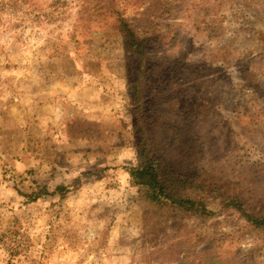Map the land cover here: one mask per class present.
Instances as JSON below:
<instances>
[{
  "label": "rangeland",
  "instance_id": "rangeland-1",
  "mask_svg": "<svg viewBox=\"0 0 264 264\" xmlns=\"http://www.w3.org/2000/svg\"><path fill=\"white\" fill-rule=\"evenodd\" d=\"M7 1L0 264H264V0ZM143 138L204 214L141 199Z\"/></svg>",
  "mask_w": 264,
  "mask_h": 264
},
{
  "label": "trees",
  "instance_id": "trees-1",
  "mask_svg": "<svg viewBox=\"0 0 264 264\" xmlns=\"http://www.w3.org/2000/svg\"><path fill=\"white\" fill-rule=\"evenodd\" d=\"M10 6V7H9ZM16 8V2H5L0 0V14H3L6 8ZM118 29L122 36L126 39L129 48L133 49L135 55L142 56L143 42L136 36V34L130 29L128 24L123 20H118ZM143 61L139 58V64ZM139 78L133 81L132 89L134 91V99H138L137 86ZM169 103L170 99L164 100ZM181 136H179L180 138ZM137 158L139 163L136 166L127 168L129 178L133 186L138 188L141 195V199L145 202L163 206L168 203L176 206L180 211L185 212H199L204 214L205 205L202 201L192 200L183 195L184 188L187 185V180L184 175H179L178 171L173 169L170 165H166L162 160L155 156L151 150H149L146 140L143 138L141 147L137 150ZM200 182L197 180L191 181L192 189L198 190ZM203 187V185H201ZM207 191V189H205ZM36 198L34 199V201ZM227 206L236 209L243 218L251 223V225L264 232V219L245 213L241 208V204L236 199H227Z\"/></svg>",
  "mask_w": 264,
  "mask_h": 264
}]
</instances>
